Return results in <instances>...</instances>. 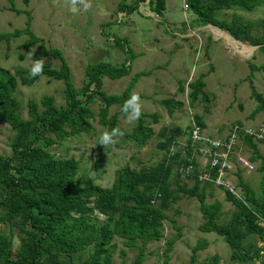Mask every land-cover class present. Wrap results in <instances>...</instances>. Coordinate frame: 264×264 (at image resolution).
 Segmentation results:
<instances>
[{
    "label": "rangeland",
    "instance_id": "374dc122",
    "mask_svg": "<svg viewBox=\"0 0 264 264\" xmlns=\"http://www.w3.org/2000/svg\"><path fill=\"white\" fill-rule=\"evenodd\" d=\"M13 1L12 5L10 0H0V35L12 34L17 29L26 30L29 22L30 31L40 40L26 50L22 44L31 37L29 34L12 36L9 41L2 37L0 68L15 74L17 69L30 70L33 61L41 59L44 60V66L50 65L53 69H59L62 66L59 58L53 55L38 57L44 48L57 49L71 70L75 89L81 91L89 81L87 71L90 65L104 62L121 67L127 60L132 62L129 66L130 75L118 80L105 76L103 91L108 95H123L128 90L130 95L137 94L142 104L141 118L151 125L154 130L153 137L144 147L137 146L126 136V133L133 131L137 122L134 125L128 124L121 105L112 106L109 116L117 114L116 128L123 133L116 138L115 145H100L99 137L108 129L100 125L96 117L89 120L93 124V131L85 132L79 137H71L52 148V153L59 157H74L80 161V180L92 178L97 185L109 188L116 173L128 165L136 169L156 165L162 161L165 154L158 146L163 139V130L181 128L186 133L178 137L175 148L180 151L187 145L190 127L196 126V116L201 117L205 125L203 128L198 127L202 131L201 136L209 137L212 141L227 140L234 134L232 130L235 125L243 122L244 126H248L250 123L246 122L251 121L257 107L264 105V52L261 51V46H251L248 42H242L244 45L232 44L228 31L218 30V27L213 25L201 26L193 9L186 8V5H189L188 0H165L166 10L162 15H157L154 11L157 0H128V5L138 3L140 8L134 13L125 12V16L119 12L121 0H86L90 5L87 10L79 3L74 6L71 0ZM73 7L77 10L73 11ZM215 16L219 23L235 24L238 27L246 25L254 35H262L264 32V4L250 13L231 9L217 11ZM175 31L189 37L183 40L176 33L173 35ZM212 35L219 40L215 45ZM164 40L170 41L169 48ZM156 47L164 49L158 50L163 55L159 56L161 59L155 54ZM22 55H25L24 60L20 58ZM253 65L261 68L256 70ZM141 72L144 74L139 77L138 73ZM198 80L204 82V92L209 99L203 100V94H200L199 98L192 102L193 88L190 84ZM253 90L262 100L252 96ZM16 94L24 119L29 118L28 103L31 100L38 102L41 110V102L45 96L54 97L57 107L67 106L64 82L48 76H42L32 86L19 85ZM167 99L182 103V106H174L172 113H169L162 105V101ZM90 107L96 114L99 113V102L91 103ZM150 115L157 116V122H154ZM254 120H264V110L256 114ZM14 135L11 126L0 120V155L12 157L11 139ZM207 144L200 141L198 147L205 148L208 147ZM234 147V155L231 158L235 162L230 159L227 163L228 169L222 174L223 183L226 187L230 186L229 184L238 185L237 174L241 169L243 179L252 186L256 194H264V171L260 170L264 163L263 152L255 163L250 162L253 166L250 169L240 164L239 159H249L255 154L237 137H234ZM261 149H264V146H261ZM98 156L101 159L96 164ZM233 157L237 158L240 165ZM196 159L198 170H205L209 165L210 159L206 155L196 154ZM187 174H182L181 179L188 188H192L195 181L187 178ZM238 189L241 193L240 188ZM208 191L206 203H222V214L220 213L217 222L220 225L228 223L236 207L233 203H228L226 188L216 187L213 195H208ZM168 214L174 218L182 233L173 250L168 253V264H192L193 249L201 241H207L209 245L197 252L198 259L195 264H203L216 254L221 256L219 264H246L231 259L232 249L224 237L216 232L205 233L201 230L200 227L207 219L202 213L199 198L185 197L174 204ZM106 219L103 215H98L97 218L101 222ZM1 227L4 228L5 225L1 224ZM164 234L166 239L174 237L178 234V229L171 221H165ZM21 237L18 230H15V252L20 247ZM114 241L118 243V249L114 253L113 264H138L140 249L124 247L119 238ZM165 243V239L150 243L143 253L142 264H164ZM246 243L248 246L251 243L262 245L257 236L249 237ZM122 251L126 253L123 254ZM89 257L90 251L82 253L80 258L76 255L75 264H80ZM250 264L260 262L254 261Z\"/></svg>",
    "mask_w": 264,
    "mask_h": 264
},
{
    "label": "trees",
    "instance_id": "16d2710c",
    "mask_svg": "<svg viewBox=\"0 0 264 264\" xmlns=\"http://www.w3.org/2000/svg\"><path fill=\"white\" fill-rule=\"evenodd\" d=\"M10 1L13 5L14 1ZM127 1L121 0L119 12L134 13L138 10V3L128 5ZM188 2V7L198 16L201 26H217L230 32L236 40L248 42L251 46H261V51L264 52V32L262 35H254L246 25L238 27L235 24L219 23L215 16L217 11L231 9L254 12L263 6L264 0ZM165 10V0H157L154 7L157 15H162ZM29 24L28 22L26 30L17 29L12 34L0 35V40L4 37L9 41L12 36L27 33L31 37L22 47L29 50L40 40L30 31ZM262 26L264 29V18ZM48 55L59 58L62 66L53 69L50 65H45L43 74L35 78L29 77V70L17 69L12 74L0 68V120L9 124L15 133L11 139L12 157L0 155V264H75V256L80 258L86 251H90V257L80 264H113V256L118 249L115 238L121 239L126 248L140 249L138 264H142L143 253L150 243L165 239L164 264H168V253L182 236L181 228L169 216L168 211L187 196L199 198L202 213L207 219L200 227L201 230L205 233L216 232L224 237L232 249V260L246 264L259 261L264 264V245L259 247L251 243L248 246L246 243L249 237L254 236L264 243V194L258 196L243 179L239 169V197L226 189L228 201L236 207L234 215L228 223L220 225L217 219L221 213V204H207L206 191L213 193L216 187L225 188L216 183L219 166L213 168L209 164L205 170L197 169L196 154L200 148L191 132L195 127H190L187 145L180 151L175 146L178 144V137L186 133L181 128L164 129L163 139L158 144L165 152L162 161L140 169L129 165L122 168L116 173L109 188L97 185L92 178L80 180L79 160L52 153L54 145L93 131L90 119L97 117L100 125L106 127L108 132L116 128L117 114L109 116L110 109L117 104L123 107L131 95L129 90L123 95H108L103 91V80L105 76L112 80L122 79L129 75L130 68L126 64L114 67L104 62L90 65L87 71L89 81L81 91H77L73 85L71 70L61 52L44 48L38 57ZM20 58L24 60L25 55ZM253 67L256 70L261 68ZM42 76L64 82L67 106L57 107L54 97L45 96L41 102V110L39 103L31 100L28 103L29 118L24 119L16 94L18 87L32 86ZM190 86L193 88L192 102L200 94H203V100L209 99L204 92L203 81L198 80ZM252 96L262 100L254 90ZM94 102L100 104L98 114L90 107ZM162 105L172 113L173 107L182 106V103L167 99L162 101ZM260 105L258 110L264 106ZM150 117L157 122V116ZM196 118V127H205L202 118ZM153 134L151 125L140 118L133 131L126 133V136L137 146L144 147ZM243 141L254 148L256 154L248 160L255 162L258 159L257 143L263 141H255L251 137L244 138ZM100 159L98 156L95 163L98 164ZM187 169L190 170L186 177L195 181L192 188H188L181 179ZM260 170L264 171V163ZM205 173L208 177L201 180L200 177ZM98 215L107 219L101 222L97 220ZM165 221H171L178 229L176 236L165 238ZM1 224L5 227H1ZM15 230L22 236L16 252L13 249ZM199 243L193 249L192 264L198 259L197 252L209 245L207 241ZM220 259L216 254L203 264H219Z\"/></svg>",
    "mask_w": 264,
    "mask_h": 264
},
{
    "label": "built area",
    "instance_id": "2783aa9c",
    "mask_svg": "<svg viewBox=\"0 0 264 264\" xmlns=\"http://www.w3.org/2000/svg\"><path fill=\"white\" fill-rule=\"evenodd\" d=\"M186 8H188L187 5H186ZM194 127L195 128H193V131H192L193 140L198 143H200V141H205L208 143L207 144L208 147L200 148L198 150L199 151L198 154L206 155L208 159H210L209 164H211V167L215 168L219 166V168L217 169L219 172V176L217 178L216 183L228 189L229 192L232 193L233 195L239 197L240 193H239V189L237 188V185L234 186V185L229 184L230 186L226 187V185L223 183L224 179L222 176V174H224L228 169L227 163L229 162V160L231 159L233 161L231 156L234 155V148H235L234 147V137H237L240 140H243L244 138H247V137H251L255 141L264 142V122L257 124V125H253V126L235 125L232 130L234 134L231 135L227 140H223V141L222 140L212 141L210 140L209 137L206 138L204 135L201 136L202 131H200L198 127L196 126ZM243 159L244 158L239 159V163L243 164L246 168L252 169L253 166L252 164H250V161L248 159H245V160ZM236 162H237V158H236ZM189 170L190 169H187L186 172L189 173ZM204 175H206V177H204ZM207 177H208V174L205 173L203 174V176L200 177V179L202 180Z\"/></svg>",
    "mask_w": 264,
    "mask_h": 264
},
{
    "label": "clouds",
    "instance_id": "9594fccd",
    "mask_svg": "<svg viewBox=\"0 0 264 264\" xmlns=\"http://www.w3.org/2000/svg\"><path fill=\"white\" fill-rule=\"evenodd\" d=\"M71 3L74 6L77 5L78 3L83 5L84 10H87L90 7V5L86 2V0H71ZM76 10L77 9L73 7V11ZM43 70H44V60L37 59L33 61L28 75L30 78H35L41 76L43 74ZM122 112L124 113L126 117V122L128 124L134 125L137 121H139L142 116V104L140 101V97L137 94L133 93L130 96V98L125 101L122 107ZM122 135L123 133L119 128H114L112 129L111 132L105 131L99 137V143L100 145H103L105 147L110 145H115L117 143L116 138Z\"/></svg>",
    "mask_w": 264,
    "mask_h": 264
},
{
    "label": "crops",
    "instance_id": "0c3cea01",
    "mask_svg": "<svg viewBox=\"0 0 264 264\" xmlns=\"http://www.w3.org/2000/svg\"><path fill=\"white\" fill-rule=\"evenodd\" d=\"M139 8H140V7H138V10H139ZM140 11H142V10L140 9ZM142 12H143V11H142ZM120 13H121V12H120ZM121 14H123V15L125 16L126 13H121ZM156 14H157V13H156ZM146 15H147V16H151V15H149V14H146ZM124 16H123V17H124ZM213 26H214V25H213ZM216 27H217V26H216ZM218 30L223 31V30L220 29V28H218ZM175 33H176L178 36H180L183 40H186V37H187V36L189 37V35H184V34L181 35V34H179V33L176 32V31L173 33V35H175ZM229 33H230V32H229ZM228 35L232 36L231 33L228 34ZM212 36H213V35H212ZM212 36H211V38H212ZM213 37H214V36H213ZM232 37H233V36H232ZM233 38H234V37H233ZM164 42L166 43V46H167V47H168V46H169V47L171 46L170 41H166V40H164ZM212 42H214V45H215V43L219 42V40H218L216 37H214V40H213ZM240 42H242V41H240ZM228 43H229V42H228ZM243 43H245V42H243ZM128 44H129V41H128ZM184 45H185V43H184ZM184 45H183V46H184ZM243 45H244V44H243ZM169 47H168V48H169ZM127 49H128V48H127ZM158 50H164V49H159L158 47H156V49H155V54L158 56V58L161 59V57H159V56L162 55V54H160V53L158 52ZM153 52H154V51H153ZM162 56H163V55H162ZM136 57H137V55H135V58H136ZM135 58H134V59H135ZM134 59H133V60H134ZM133 60H132V61H133ZM131 63H132V62H131L130 60H127V61H125L123 64H126V66L129 67V66L131 65ZM156 67H157V66H156ZM156 70H158V69H156ZM145 73H149V72H145ZM130 74H131V69H130V73H129V75H130ZM141 74H144V72L138 73V75H140V76H141ZM140 76H139V77H140ZM262 110H264V106H263V108H261V109H259V110H258V108L256 109V113H253L250 122H246V121H244V122H246V123H250L248 126H250V125H257V124H259V123L264 122V120H261V121H255V120H254L255 115L258 114V113H259L260 111H262ZM238 125H240V126L243 125V122H239ZM245 125H246V124H245ZM261 146H264V144L257 143V150H258V152H260V153L257 152V153H258V154H257L258 157L260 156L261 152H263V155H262V154H261V155L264 156V151H263L264 149H261ZM248 148L251 149L252 152H253L254 154H256V152L254 151V148H253V149H252L251 147H248ZM253 163H255V162H253ZM208 195H213V193H212V192L210 193V191H208ZM215 202H218V201H214V203H215ZM214 203H210V204L212 205V204H214ZM219 203L222 205L221 202H219ZM228 203L232 204V202H230V201H228ZM207 204H209V203H207ZM221 207H222V206H221ZM222 210H223V207L221 208V214H222ZM233 213H234V212H233ZM233 213H232V214H233ZM221 214H220V215H221ZM232 214H231V215H232ZM261 244H262V245H259V247H262V246L264 245V243H261ZM219 256H220V255H219ZM220 257H221V256H220Z\"/></svg>",
    "mask_w": 264,
    "mask_h": 264
},
{
    "label": "water",
    "instance_id": "95a60500",
    "mask_svg": "<svg viewBox=\"0 0 264 264\" xmlns=\"http://www.w3.org/2000/svg\"><path fill=\"white\" fill-rule=\"evenodd\" d=\"M230 36V35H229ZM235 42H237V43H240V44H243L242 42H240V41H238V40H236L235 38H233L232 36H230Z\"/></svg>",
    "mask_w": 264,
    "mask_h": 264
},
{
    "label": "bare ground",
    "instance_id": "6f19581e",
    "mask_svg": "<svg viewBox=\"0 0 264 264\" xmlns=\"http://www.w3.org/2000/svg\"><path fill=\"white\" fill-rule=\"evenodd\" d=\"M230 40L233 41L232 44L237 43V42H235L231 37H230ZM242 45H243V44H242ZM242 50H243V49H242Z\"/></svg>",
    "mask_w": 264,
    "mask_h": 264
}]
</instances>
